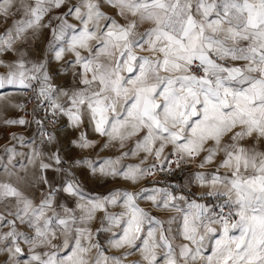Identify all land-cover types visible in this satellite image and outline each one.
Returning a JSON list of instances; mask_svg holds the SVG:
<instances>
[{
	"label": "snow or ice",
	"instance_id": "obj_1",
	"mask_svg": "<svg viewBox=\"0 0 264 264\" xmlns=\"http://www.w3.org/2000/svg\"><path fill=\"white\" fill-rule=\"evenodd\" d=\"M64 2L33 0L29 4L22 3L24 18L16 21L15 34L8 31L6 35H0V52L11 50L15 39L26 30L40 26L45 14ZM106 2L118 9L123 23L106 17L93 0H84V12L75 5L69 9L83 26L78 35L71 36L69 50L75 52V64L82 68L79 83L84 87L69 97L71 109L65 110L54 101L52 107L64 112L73 125L82 122L81 111L85 110L95 132L110 140L123 142L142 133L136 150L154 152L157 158L169 144L174 146V154L181 159L207 151L201 167L211 164L218 153H222L219 168L226 169V173L219 174L218 168L210 181H206L203 174H199L198 179L213 188L223 186V191L217 189L207 194L226 197L224 204L228 211L224 214L222 209L216 218L205 217L204 205H189L190 211L183 216L181 235L196 248L193 250L183 244L179 257L184 264L188 258L195 261L202 255L205 239L217 234L218 229L213 225H220V234L214 240L211 254L203 257L205 264H264V150H261L264 148V0ZM13 3L14 0H0V16L7 17ZM101 20L107 21L102 28L99 26ZM90 24L96 30H90ZM142 25L147 26L141 30ZM72 27L65 21L58 29L53 28L52 46L64 40L66 29ZM89 41H95V46H90ZM78 48L86 49L88 55L82 56ZM64 51V48L56 50L55 59L60 60ZM224 61L244 63L226 66ZM5 67L7 72L0 75V88L16 83L27 87L30 85L26 81L40 80L39 95L52 100L49 76L46 71L42 72L43 63L26 68L25 62L20 60ZM41 73L42 76L37 75ZM10 123L23 124L25 121ZM245 138L254 139L256 144L245 146L241 143ZM80 141V147L90 146L83 134ZM209 142L212 146L205 149ZM54 159L57 164L61 163L58 155ZM105 163L111 166L113 162ZM49 167V164H41L42 169ZM142 171L147 174L138 167H129L123 173L111 169V174H122L125 179L135 181ZM63 191L79 194L78 187L72 183H68ZM160 191L153 190L147 197L124 192L125 211L119 216H106V219L117 226L124 225L123 235L114 241L117 248H135L136 242L142 239L144 225L154 222L158 227L149 228L142 239L140 250L144 261L157 264L156 249L163 246L167 249L164 264H178L162 222L154 220L136 203L139 196L157 206L169 207L175 198L165 192L162 202L158 201ZM52 195L50 192L38 206H33V202L16 187L0 183V200L16 198L18 205L22 204L17 208V218L35 229V236L29 239L15 231L14 222H9L13 223V230L0 239L16 241L23 238L32 249L50 244L49 225L55 220L63 229V247H70V253L58 256L56 251L46 252L43 254L46 258H42L34 252L31 260L36 264H88L82 255L88 249L81 244L86 229L73 228L78 218L73 215L65 218L45 216ZM120 195L114 193L80 206L84 215L79 220H91L97 209L117 203ZM200 227L204 228V233L197 239ZM73 233L74 246L70 240ZM51 236L54 238L55 233ZM8 251L12 255L22 253L18 244L14 251L11 248ZM96 264L101 262L97 260Z\"/></svg>",
	"mask_w": 264,
	"mask_h": 264
},
{
	"label": "rangeland",
	"instance_id": "obj_2",
	"mask_svg": "<svg viewBox=\"0 0 264 264\" xmlns=\"http://www.w3.org/2000/svg\"><path fill=\"white\" fill-rule=\"evenodd\" d=\"M32 2L33 0H14L13 6L9 8L7 17L0 16V35H6L8 31H12L13 34H15L16 21L24 18V9L21 6L22 3L29 4ZM93 2L99 4L100 11H102L106 17H113L121 23L124 22L123 18L118 15V9L112 7L106 0H93ZM83 3L84 0H65L61 7H52L50 11L45 14L40 22V26L28 29L25 33L21 34V36L28 34L27 44L29 48L37 51V55L43 58L45 66L49 65L47 74L49 76V81L53 80L52 84H55V86V82L60 83V81L64 79L78 78L79 73L82 71L81 66L75 64V52L69 50V41L72 35H78L79 32L82 31L83 26L75 17L74 12L69 13V9H72L75 5L81 7V11L84 12L86 9L83 8ZM65 21L73 27L66 29L65 39L56 42L55 47H53L52 29H58L59 25ZM106 23V20H101L99 21V26L102 28ZM90 30L96 29L90 24ZM89 44L90 46H95V41H89ZM59 48H64L65 51L62 54V58L56 60L55 51L59 50ZM77 50L80 51L82 56L88 55L86 49L78 48ZM222 63H225L226 66H240L244 62L224 61ZM53 100L55 101L54 98ZM59 105L65 110L71 109V106L66 104ZM68 121H70L68 116L64 112H61L59 126L66 124ZM33 125L34 124L31 123V125L28 126L32 128ZM92 133L94 139H91V137L88 138L90 135L86 130L85 132L81 131L79 134L80 138L81 134H83L84 137H87L86 140L88 142H92L90 145L91 147L79 146V149H67L65 152L58 145L55 150L53 149V154H49V158L53 159L54 163L52 164L53 166L50 165L46 172H35V168L32 167L30 173L28 172L23 175L27 179L5 180L0 181V183H9L16 187L23 193L25 198L33 202V206H38L43 197L47 196L50 192L53 193L51 197V206L45 209V216L65 218L69 215H73L78 218L73 228L79 227L86 229L85 236L81 237V244L84 248L88 249L86 253L82 254L88 261V264H96L97 260H99L101 264H116L117 260L120 261V264H147L140 250L142 248V239L146 236L149 228L158 226L154 222L152 224L146 223L144 225V232L141 234L142 239L136 242L137 246L135 248L129 246L117 248L114 246V241L118 240L123 235L124 225L121 224L117 226L112 224L106 219V216H119L125 211L123 207L124 197L122 195L124 192L134 194L141 193L142 197H147L153 194V190H161L157 195V200L161 202L164 198V193L167 192L175 198L167 208L157 206L153 204L152 201L139 196L137 197L136 203L140 208L144 209L149 216L153 217L154 220L162 222L165 235L172 244L174 253L177 256L178 264H184V260L179 257L181 246L183 244H188L193 250L196 248V245L185 240L181 235L183 216L186 212L190 211L189 205L193 203L204 205L207 210L204 216L214 218L212 213L213 204L216 201L224 202L226 199V197L218 194H207L209 192H216L217 189L223 191V186L217 185L216 188H213L209 183H202L198 179V175L203 174L205 180L210 181L212 175L217 173L223 154L218 153L211 164H204L203 167H201V164L203 163L204 157L207 155V151H202L198 156H184L183 159L189 162V166H187L188 168L183 175L178 176L179 178L177 177L179 181L175 182L177 183L178 189L187 190L191 194L184 191L173 192L170 186L167 184L160 185L158 179L150 178V175L144 174L143 171L138 174L135 181L125 179L122 174H111V169H115L118 173L127 171L129 167H138L141 170H146L148 166L158 161L165 160L171 155L180 158V156L174 154L175 149L173 145H167L161 153V156L157 158L154 152L150 154L136 150L138 137L142 138V133H138L136 136L129 137L121 142L123 146H121L119 140H110L107 136L101 135L99 138H96L95 132ZM52 137L53 136L43 138H47L49 141L53 139ZM63 138L65 142L62 146L65 147L72 140V134L65 133ZM225 140H227V137ZM80 142L79 140V144ZM241 143L245 146H250L256 144V141L251 138H245ZM211 146L212 144L209 142L205 145V149ZM257 146L260 147L259 145ZM52 147L54 148V145ZM261 150H264V148H261ZM57 155L60 157V164H57L54 159V156ZM106 161H112L113 163L111 166H108L105 163ZM102 167L104 168L103 172H101ZM93 168H95V172H93ZM226 171V169L219 168V174H225ZM17 175L18 174H11V176ZM68 183H72L78 187V195H72L63 191V188ZM145 189L148 191H143ZM114 193L121 194L117 199V203L106 204L104 209H97L91 220H79V217L84 215V209L80 206L87 205L89 201L101 199ZM203 195H206V197L198 198ZM18 207H22V204L18 205L16 198L9 197L0 200V217H2V219H0V238L4 237L7 232L13 230V223L9 222H14L15 231L17 233H22L29 239L35 236V229L30 227L26 222L22 223L21 220L17 218L16 212ZM191 210L195 211L194 209ZM170 220L172 221L171 224L169 223ZM42 224L43 221H41V225ZM213 226L218 229L217 234L211 239L206 238L201 247L202 255L198 256L195 261L188 258L187 264H205L203 257L211 254L214 240L218 238L220 234V225ZM169 228L171 231H168ZM49 230V239L51 243L39 245L35 249L30 248V246L24 242L23 238H19L16 241H13L11 238L0 239V264H26V262H28V264H36L35 261L31 260V256L34 252L39 253L42 258H46L43 255L44 253L52 251H56L58 256L68 255L71 248L69 247L66 249L63 247V229L58 226L54 220L53 223L49 225ZM52 232L55 233L54 238L51 236ZM203 233L204 228L200 227L197 231V239L199 235ZM156 235L158 240L159 232H157ZM74 237L75 233L70 237L73 246ZM16 244L21 247L22 253L12 255L8 249L11 248L14 251ZM52 245H56V247L53 248ZM93 245H96V247H93ZM166 252L167 249L163 246L156 249L158 257L157 264H164V254ZM105 258H107V260H105Z\"/></svg>",
	"mask_w": 264,
	"mask_h": 264
},
{
	"label": "crops",
	"instance_id": "obj_3",
	"mask_svg": "<svg viewBox=\"0 0 264 264\" xmlns=\"http://www.w3.org/2000/svg\"><path fill=\"white\" fill-rule=\"evenodd\" d=\"M146 26L147 25H142L141 30ZM27 36L28 34H25L24 36H20L19 39H15L11 50L0 52V61L3 62L0 64V75L6 74L7 68L5 65H15L20 60L25 62L26 68H31L33 64H44L43 58L37 55V51L29 48ZM48 68L49 65H46L42 72H47ZM37 75L42 76V73ZM52 82L53 80H48L52 88L49 93L52 99L54 98L58 104H66L72 108L69 97L74 91L84 87L79 83V77L64 79L60 81V83L55 82L56 86L55 84L53 85ZM25 83L32 85L39 94L41 87L40 80H31ZM23 87V85L16 83L6 84L4 87L0 88V181L27 179L23 175L28 172L30 173L32 167L35 168V172H46L48 168L42 169L41 164L53 166L52 164L54 161L49 158V154L52 155L53 149L55 150L58 145L65 152L67 149H79V134L81 131H88L90 135L88 138L91 137V139H94L92 133L95 132L94 125L88 113L83 109L81 111L82 122L79 125H73L71 121L65 122L66 124H62L54 131L51 135L53 139L49 141L47 138L37 135L17 112L16 107L18 101L22 98ZM65 92L68 93L67 96L63 94ZM19 120H24L25 123H10V121ZM65 133H71L72 140L67 146L63 147L62 145L65 142L63 136ZM94 134L96 138L100 137L99 133L95 132ZM119 143H121V141H119ZM91 144L92 142L90 145ZM53 145L54 148L52 147ZM11 174L18 175L11 176Z\"/></svg>",
	"mask_w": 264,
	"mask_h": 264
},
{
	"label": "built area",
	"instance_id": "obj_4",
	"mask_svg": "<svg viewBox=\"0 0 264 264\" xmlns=\"http://www.w3.org/2000/svg\"><path fill=\"white\" fill-rule=\"evenodd\" d=\"M47 98L41 97L32 85L24 86L22 98L17 103V112L26 120L27 125H33L34 132L42 137L51 136L60 124L61 112L52 107V102ZM55 102V101H54ZM56 103V102H55ZM57 104V103H56ZM175 157V158H174ZM189 162L177 156L158 161L146 168L150 178L159 181L175 179L185 173ZM223 209L224 214L228 211V206L222 201H216L212 207L214 218Z\"/></svg>",
	"mask_w": 264,
	"mask_h": 264
},
{
	"label": "trees",
	"instance_id": "obj_5",
	"mask_svg": "<svg viewBox=\"0 0 264 264\" xmlns=\"http://www.w3.org/2000/svg\"><path fill=\"white\" fill-rule=\"evenodd\" d=\"M179 178V177H178ZM175 181H179L177 178H175V179H171V180H164V181H160V185H165V184H167L168 186H170L171 187V189L173 190V192H176V191H184V192H186V193H188V194H191V193H189V191H187V190H180V189H178V187H177V183L175 182ZM204 197H206V195H203V196H199L198 198H204Z\"/></svg>",
	"mask_w": 264,
	"mask_h": 264
}]
</instances>
